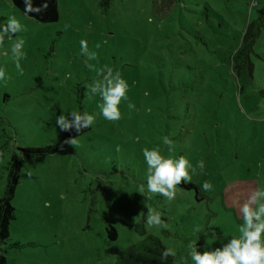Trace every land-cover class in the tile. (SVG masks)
Here are the masks:
<instances>
[{"label":"rangeland","instance_id":"374dc122","mask_svg":"<svg viewBox=\"0 0 264 264\" xmlns=\"http://www.w3.org/2000/svg\"><path fill=\"white\" fill-rule=\"evenodd\" d=\"M57 4L58 20L42 23L0 0L3 21L14 15L24 29L0 45V66L9 76L0 81V197L11 164L20 163L2 245L8 264H113L121 249L143 238L134 230L141 221L147 234L174 250L176 264L190 241L202 252L238 235L234 201L264 183V26L249 84L237 82L230 58L264 0ZM17 38L25 42L19 69L8 51ZM82 39L95 60L81 56ZM107 69L129 84L120 119L97 115L75 146L65 144L56 116L98 113L99 94L88 89L97 70ZM153 147L189 158L198 194L178 186L176 199L166 202L144 190L141 149ZM205 180L213 185L209 191L198 186ZM149 208L162 210V226L144 224ZM108 227L115 229L113 240Z\"/></svg>","mask_w":264,"mask_h":264},{"label":"clouds","instance_id":"9594fccd","mask_svg":"<svg viewBox=\"0 0 264 264\" xmlns=\"http://www.w3.org/2000/svg\"><path fill=\"white\" fill-rule=\"evenodd\" d=\"M24 5V15L29 13L43 14L49 7V0H42L39 5L34 4V0H22ZM151 22V17L148 18ZM24 29L21 22L14 16L7 17V23L0 22V45L6 40L22 32ZM24 39H15L8 50L16 67L20 68V61L24 59ZM80 54L85 62L96 59V53L90 52L86 40L79 42ZM90 68L92 65H88ZM98 80L94 81L88 91L92 95L99 94L100 101L97 104L99 112L69 111L61 112L56 116L55 124L61 131L75 130L91 127L97 115L102 116L106 121H118L121 117L120 104L122 100H127L129 84L121 76L119 71L112 69L106 71L97 70ZM9 79L4 67L0 66V81ZM163 143L168 146V151H172V141L167 137L162 138ZM65 144L75 146L76 137L66 139ZM63 147V144L61 145ZM141 153L146 164V176L144 190L147 193L157 194L166 202L176 199V189L181 181L188 184L192 181L191 172L193 164L185 155L172 157L164 154L159 148H143ZM196 167L203 168V162H198ZM204 191L212 189L210 181L205 180L202 185H198ZM236 214L239 217L237 226L238 235L230 236L227 242L221 238V246L212 248L211 245L205 247L201 252L197 250L196 241H190L186 256H181V264H264V183L256 182L246 190V194L234 201ZM162 210L153 211L148 209L143 217L144 224L149 227H159L164 223L161 215ZM208 233V230H207ZM216 240V233L212 231L211 236ZM176 253L170 248H163L160 253V264H167L168 257H174Z\"/></svg>","mask_w":264,"mask_h":264},{"label":"trees","instance_id":"16d2710c","mask_svg":"<svg viewBox=\"0 0 264 264\" xmlns=\"http://www.w3.org/2000/svg\"><path fill=\"white\" fill-rule=\"evenodd\" d=\"M9 1L11 5L23 13L24 5L22 0ZM40 3H42V0H34V4L39 5ZM28 17L42 23L56 22L59 17L57 0H49V7L43 14L29 13ZM4 19L5 17L0 15V22L5 23L3 21ZM263 26L264 4L256 10V17L246 24V27L241 35L239 45L230 58L232 71L236 76L237 82L241 85L249 84V80L252 77L253 63L250 57L253 52L255 41L259 37ZM260 93L264 97V90H261ZM89 128L90 127L81 129L80 132H76L74 129L64 131V134L66 138H72L83 134L88 131ZM19 168L20 163L18 161L11 164L8 182L3 195L0 197V264H8L2 245L9 237V224L13 218L14 212L11 199L17 185ZM179 187L186 189L194 188L198 194V187L194 183L190 182L188 184H184L183 181H181ZM134 230L139 235L143 236V238L132 243L130 246L121 249L117 253L113 264H160V253L166 246L157 236L146 233L142 221L135 224ZM106 231L107 237L110 240L115 239L116 232L113 227H108ZM167 264H176L174 257H168Z\"/></svg>","mask_w":264,"mask_h":264}]
</instances>
